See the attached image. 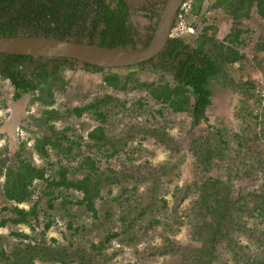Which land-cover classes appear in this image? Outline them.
Returning <instances> with one entry per match:
<instances>
[{
	"label": "trees",
	"instance_id": "16d2710c",
	"mask_svg": "<svg viewBox=\"0 0 264 264\" xmlns=\"http://www.w3.org/2000/svg\"><path fill=\"white\" fill-rule=\"evenodd\" d=\"M188 1L191 2L193 16L189 24L196 29V33L198 31V35L186 34L192 41V47L184 44L182 39L172 38L163 53L166 59L160 62L149 60L129 67L154 76L146 81H139L138 70L121 74L104 72L87 64L77 66L78 62L64 58L0 54V77L14 91L12 98L0 95V109H6L10 100L21 98L23 84L28 93L25 109L28 110L29 105L39 108L37 116L28 115L24 120L25 130L33 135L31 150L26 149L25 142L19 143L13 152H9L7 147L0 149V177L3 178L0 187L3 206L0 211L4 215L0 227L9 223L13 227L26 226L30 230V233L11 230L13 241L0 235V264H113L120 247L108 255L107 245L112 241H117L119 246L136 244L137 238L132 231L144 218L146 230L163 226V233L159 236L165 244L154 248L155 253L180 257L176 264H216L223 254L218 246L220 241L225 243L226 251L235 264L241 261L244 264H264L262 254L248 255L249 246L234 239V233H239L264 246V240L257 239L255 231L245 225V219L257 221V218H264V128H257L259 121L264 124V107H260L261 100L255 93L256 80H244L239 75L242 81L233 84L232 88L233 94L254 98V109L260 111V114H254L253 109L243 107L250 109L247 116L253 117L254 121L252 127L249 124L241 134H234L240 139L237 145L246 147L247 152L252 150L253 145L256 146L257 156L253 159L243 154L245 160H250L248 163L230 162L232 156L225 149L227 130L224 126L210 125L207 116L220 86H226L228 68L237 63L242 68L246 60L241 50L246 39L241 36L248 30L239 28V25L250 20L253 9L264 24V0ZM204 4L214 10V22L221 18L219 21L226 20V27L229 26L219 42V24L201 25V21H205L200 13ZM128 11L127 0H0V37L27 33L29 36L44 35L77 42L87 39L92 44L110 48L146 46L151 36L145 40L135 39V28L131 25ZM182 13L186 17L188 11L183 9ZM195 18L198 21L193 20ZM198 26H201L200 31ZM255 46L252 58L254 70L264 80V58L260 59L256 54L264 53V39L256 42ZM167 69L171 80L164 77L163 70ZM68 70L80 71L76 82L73 81L74 76L65 78L64 72ZM94 80L107 90L105 92L111 93L90 96L88 84ZM71 84L81 91L79 95L90 99L80 106L64 110L54 107L59 95L76 89L71 88ZM131 91L145 92L146 96L171 113L185 114L190 119L188 133L201 125L207 130L190 142V151L207 176L184 188L173 189L172 213L165 212L167 201L161 198L160 192L163 184L172 181L170 176L179 168L180 162L175 159L178 151L175 143L174 148L167 145L170 151L168 160L157 167L124 164L121 169H101L96 156L81 155L78 148L82 136L68 134L73 131L71 119H78L84 114L91 116L100 124L87 132V139L83 142L86 149L98 152L103 149L105 157L116 154L126 143L123 140L117 145L113 143L114 138L105 128L104 120L111 104L113 108H119L118 111L122 109L130 115L140 113L144 98L140 96L141 101L132 99L129 102L127 94ZM60 121L64 126L57 128L56 123ZM142 133L163 143L168 141L159 128L143 130ZM108 144L112 147L107 148ZM32 153L44 160V164L36 165ZM51 154L55 157L54 162L49 160ZM77 158L75 166L69 162L61 164L63 159ZM127 160L132 159L128 156ZM210 171L216 174L211 175ZM259 171L263 173L262 182L256 189L247 194L235 193L233 178L242 175L243 178L256 177ZM143 184V193L133 200L130 192ZM129 185H132L131 188ZM113 188L117 189L114 196ZM192 193L195 197L188 217H191L193 232L189 235V245L183 247L165 233L175 235L178 232V228L174 230L168 223H181L177 208ZM25 204H29L27 208L23 207ZM112 204L118 211L115 220ZM73 207L78 213L73 212ZM62 210L66 218L63 241L55 238L47 240L46 234L54 224L55 214ZM85 213L93 221L96 243L87 233L91 229L77 222L78 214ZM159 215H164L167 220L161 223ZM114 223L118 225L116 230L113 229L116 227Z\"/></svg>",
	"mask_w": 264,
	"mask_h": 264
},
{
	"label": "rangeland",
	"instance_id": "374dc122",
	"mask_svg": "<svg viewBox=\"0 0 264 264\" xmlns=\"http://www.w3.org/2000/svg\"><path fill=\"white\" fill-rule=\"evenodd\" d=\"M165 0H127L129 6L130 20L131 25L135 28V39L136 40H145L147 37L151 36L156 20L158 18L161 9L163 8ZM191 2H187L184 9L188 11L186 17H183L186 24L192 21V6ZM153 4V5H152ZM191 11V12H190ZM203 14L205 19L204 22L201 21V25H208V23H215L221 26L220 32H218L217 41L219 42L224 37L227 32L228 27H226V20L222 22L217 21L214 22L215 14L214 10H210L207 4L202 6V10L200 12ZM198 21V19H193ZM200 22V21H199ZM221 22V23H220ZM228 25V24H227ZM198 30L200 31L201 26H198ZM239 28H243L248 30L247 33L243 34L241 38H245V46L243 47L244 54L246 55V60L243 61V67L235 64L233 67L228 68L229 76L227 82L225 83V87L220 86V90H218L217 96L213 99V105L209 108L207 116L209 118L208 123L210 125L224 126L227 130L226 139H227V147L226 153L229 156H232L230 162H242L245 161L248 163L250 160H245L243 154L250 157L249 159H253L257 156V151L252 146V150L250 152L246 151V147H239L237 143L240 142V139H237L234 134H241L242 129L245 127H252V122L254 118L251 116H247L250 109H253L254 114H260L259 109H254V100L252 97H244L237 94L232 93L233 84H237L242 79L244 80H255L256 78H262L261 74L254 70V60L252 59L255 51L256 42L264 39V24L260 17L254 13V9L251 13V18L249 21L243 22L239 25ZM250 30V32H249ZM194 35H198L195 33ZM184 44H188L192 47V41L189 37L183 35ZM83 41H87V39H83ZM139 46V45H138ZM241 52V51H240ZM260 59L264 58V53L257 52ZM81 64L77 63V66ZM146 66H149L147 64ZM31 68V67H29ZM138 69L134 68H123V69H112L110 72L126 74L128 71H134ZM254 70V73L253 71ZM164 77L168 80H171V75L169 74L168 69L163 70ZM65 78L69 79L71 76L73 81L76 82V79L79 72L73 71H65ZM242 79H240V76ZM154 76H148L142 73V70L137 71V78L139 81H146L148 78L151 79ZM223 80V79H222ZM235 84V85H236ZM90 92V96H94L97 94L103 93H111L110 91L105 92V90L101 84L94 80L88 84ZM0 95H5V97L12 98L14 95V91L11 89V86L7 85V82L4 78L0 77ZM74 87V84H71V88ZM76 88V87H74ZM21 91L24 92L20 99L18 100H10V104L6 109H0V149L7 147L9 152H13L19 143L25 142L26 149L31 150L32 138L33 135L29 134L25 130L26 123L24 120L27 119L28 115L37 116L38 107L37 105H29L28 110L25 109L27 104L28 93L25 84L22 85ZM80 90L73 89L67 90L65 94H61L58 96V100L54 107L60 108L62 110L66 108H71L74 106H80L85 101L90 99L79 95ZM142 96L144 100H142L143 106L140 113L137 115H130L124 111H121L115 107L113 108V104L109 106L108 113L105 117V128L108 133L111 134V137L114 138L113 143L118 144L120 140H123L126 143L124 148H120L119 151L111 157H105L104 150L97 151L95 149L89 150L86 149L83 142L87 139L86 134L88 131L98 126L100 122L95 121L91 116L84 114L82 117L78 119H71V126L73 131L69 132V135L75 134L82 136V141L80 142V153L90 154L91 156H96V159L99 162V166L101 169L105 167L121 169L122 165L129 164L134 166L149 164L152 167H157L164 161L168 160L169 149L167 145L174 148L175 145L178 146V151L175 154V159L179 160V168L177 172H173L170 176L172 181H166L163 184V189L160 192L161 198H164L167 201V209L165 212L172 213L171 207L173 206V198L172 191L175 187L184 188L187 184L192 183L193 181H199L201 179L206 178V174L203 171V168L198 164L197 158L194 157L192 152L190 151V142L196 137L201 136V134L205 133L204 125H201L195 129H192L190 133L187 132L190 119L186 118L185 114H175L171 113L167 108L162 107L156 104L148 95H145V92L136 91V92H128L127 98L129 102L133 100H140ZM82 97L81 99H78ZM133 99V100H132ZM243 107H249L250 109H242ZM161 110L160 114L158 111ZM262 116V115H260ZM243 117V120L241 119ZM257 125L258 130L264 128V124L259 121ZM133 125L134 128H130ZM57 128H62L64 124L60 121L56 123ZM159 128L163 130L164 134H166V138L168 141L165 143L160 142L159 139L149 137L148 134L142 133L143 130ZM207 131V130H206ZM72 133V134H71ZM253 134V133H252ZM172 138V140L168 139ZM165 144V145H164ZM167 148H166V147ZM112 145L108 144L107 148H111ZM119 148V147H118ZM131 157V161L127 160V157ZM230 156V157H231ZM32 160L36 165H43L44 160L40 159L35 153H32ZM51 162L55 161V157L51 154L50 159ZM79 158L76 160H67L63 159L61 164L70 163L71 166H75L78 162ZM240 168V167H239ZM210 169H212L210 167ZM211 175H215V171H210ZM48 174V173H47ZM262 171L258 172L257 176H251L250 178H243L242 176H238V178L232 179V184L234 185V190L237 192H242L243 194H247L248 192H252V190L256 189L260 183L262 182ZM3 182V178L0 177V187ZM132 185H129L131 188ZM144 184L138 185L136 191H131L130 195H132L133 200L137 198L138 195L143 193ZM117 193V189L113 188L114 196ZM75 196H80L79 193L72 192ZM195 193H192L186 199L180 203L177 208V215L179 217L180 224H175L169 222V226L172 229L178 228V232L175 235H171L169 232L165 233V236L174 237V241H178L180 246H188L189 245V235L193 232V226L190 224L191 217L189 215V209L192 205L193 198L195 197ZM110 198V197H109ZM0 197V208L3 206L1 203ZM29 204L23 205L24 208H27ZM115 215L113 220H115L118 216L117 207L115 204L110 205ZM73 212L78 213L76 211V207H73ZM63 210L55 214V221L52 227L47 231L46 238L49 240L50 238H55L57 241L62 242L63 237L62 234L65 233V224L66 218L63 216ZM81 214V213H80ZM3 213L0 211V220L3 218ZM158 219L161 223L165 222L164 215H159ZM255 221L253 219H245V225L255 231V237L257 239L264 240V218H257ZM78 223H83L88 226V229L91 231H87L92 238V241L96 243L97 237L93 231V221L89 218V216L85 213L83 215L78 214L77 218ZM116 227L113 229L116 230L118 227L117 223H114ZM11 230L23 231L25 233H30V230L26 226H11L9 223L6 224L5 227H0V235L4 236L9 241H13L14 239L10 236ZM177 230V229H176ZM163 233V226H157L154 229L146 230L145 229V218L143 221H139L134 230L132 231L133 235H136L137 241L134 245H121L119 246L117 241H112L109 245H107L106 253L110 255L113 251L117 250L120 247L119 253L114 257L113 264H176L177 259L180 258L178 256H172L167 254L165 256H161L156 254L154 248L161 247L165 243L163 239L159 236V234ZM234 239H239V243L243 245H248V255H260L264 256V246H260L256 240L254 243L249 240L246 236H240L239 233H234ZM248 239V240H247ZM255 239V238H254ZM195 246V245H193ZM219 248L223 250V254L221 259L216 262V264H235L231 259L230 253H227L225 243L220 241L218 244ZM174 257V258H173ZM264 261V260H263ZM36 264H43L40 262H36ZM239 264H244L241 261ZM251 264V262H250Z\"/></svg>",
	"mask_w": 264,
	"mask_h": 264
},
{
	"label": "water",
	"instance_id": "95a60500",
	"mask_svg": "<svg viewBox=\"0 0 264 264\" xmlns=\"http://www.w3.org/2000/svg\"><path fill=\"white\" fill-rule=\"evenodd\" d=\"M186 0H165L150 42L144 47H104L88 41L19 34L0 37V54L51 59L64 58L101 68L120 69L158 59L166 47L177 14Z\"/></svg>",
	"mask_w": 264,
	"mask_h": 264
},
{
	"label": "clouds",
	"instance_id": "9594fccd",
	"mask_svg": "<svg viewBox=\"0 0 264 264\" xmlns=\"http://www.w3.org/2000/svg\"><path fill=\"white\" fill-rule=\"evenodd\" d=\"M165 2V1H164ZM186 3H187V0L183 3V5L181 6V8H180V10H179V12H178V14H177V17H178V15L180 14L181 16H182V18H183V13H182V11H183V9L185 8V6H186ZM153 5V4H152ZM164 6V5H163ZM163 9V8H162ZM162 9H161V11H162ZM161 13V12H160ZM160 13H159V15H160ZM128 14H129V17H130V13H129V11H128ZM159 15H158V17H159ZM177 17H176V20H175V23H174V25H173V28L171 29V33H170V38H169V40L170 39H172V38H177V39H182L183 40V35H185V34H195L196 33V29H194V27L192 26V25H190V24H186L185 23V20H184V23H185V25H186V30L185 31H183L182 33H180L179 35L177 34H175L174 33V29H175V27L177 26V23L179 22L178 20H177ZM158 19V18H157ZM157 21V20H156ZM178 21V22H177ZM156 25V24H155ZM154 29H155V27H154ZM188 29H191V30H188ZM154 31V30H153ZM152 34H153V32H152ZM152 34H151V37H152ZM150 37V38H151ZM73 40V39H72ZM151 40V39H150ZM84 42V41H83ZM149 43V42H148ZM140 47H144V46H142V45H139ZM167 46V45H166ZM136 47H138V45L136 46ZM135 47V48H136ZM129 48V47H128ZM131 48V47H130ZM153 61H155L156 62V60L157 59H152ZM158 62V61H157ZM80 64V63H79ZM133 67V66H132ZM97 68V67H96ZM127 68H129V67H127ZM120 69H123V68H120ZM125 69V68H124ZM103 70V69H102ZM110 70H112V69H108V70H103L104 72H107V71H110Z\"/></svg>",
	"mask_w": 264,
	"mask_h": 264
},
{
	"label": "built area",
	"instance_id": "2783aa9c",
	"mask_svg": "<svg viewBox=\"0 0 264 264\" xmlns=\"http://www.w3.org/2000/svg\"><path fill=\"white\" fill-rule=\"evenodd\" d=\"M177 26L174 29V33L177 35H179L180 33H182L183 31L186 30V25L184 23V20L182 18V16L179 14L177 17ZM191 30V29H188ZM255 93L258 95V98L261 100V104L260 107H264V80L261 78H256L255 79ZM254 100V98H253Z\"/></svg>",
	"mask_w": 264,
	"mask_h": 264
},
{
	"label": "flooded vegetation",
	"instance_id": "af4514ba",
	"mask_svg": "<svg viewBox=\"0 0 264 264\" xmlns=\"http://www.w3.org/2000/svg\"><path fill=\"white\" fill-rule=\"evenodd\" d=\"M27 34V33H26ZM166 48V47H165ZM164 48V50H165ZM164 50L160 53V55L158 56V59L156 61L160 62L163 58L166 59L164 56H163V53H164Z\"/></svg>",
	"mask_w": 264,
	"mask_h": 264
}]
</instances>
